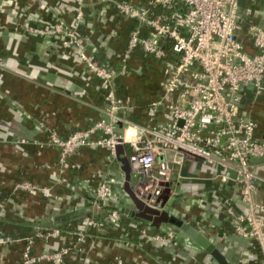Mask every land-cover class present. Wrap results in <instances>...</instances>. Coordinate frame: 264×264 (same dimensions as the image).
<instances>
[{"label":"crops","instance_id":"0c3cea01","mask_svg":"<svg viewBox=\"0 0 264 264\" xmlns=\"http://www.w3.org/2000/svg\"><path fill=\"white\" fill-rule=\"evenodd\" d=\"M77 6V0H0V264H19L27 238L38 232L59 229L62 236L50 241L38 238L34 255L73 246L78 226L102 219L112 206L123 212L128 224L120 229L88 230L85 242L73 249L64 264H116L117 258L123 264H217L178 228L169 224L156 228L134 215L137 208L127 189L132 190L141 178L131 171L127 174L129 146L121 147L112 163L106 150L86 148L61 167L56 150L34 144L44 142L50 128L66 137L104 117L106 103L97 90L100 82L62 52L58 39L34 37L24 30L25 25L43 26L59 19L70 23ZM84 12L81 33L86 51L117 69L118 55L138 22L122 17L111 4L90 1L84 3ZM238 13L237 38L254 54L249 29L264 27V0H239ZM162 70L160 62L137 50L130 73L116 78L117 95L125 102L120 113L125 122L148 126V106L161 95ZM242 93L243 112L257 123L256 137L264 141V94L256 97L250 87ZM123 127L119 123L118 131ZM167 156L173 171L163 210L206 236L230 264H264V250L257 243L225 226L231 222L227 209L248 210L234 183L214 178L215 170L198 159ZM253 164L264 180V159ZM22 180L49 191L15 194L13 187ZM102 180L111 184L115 198L97 205L94 191ZM255 196L264 202V181ZM126 208L133 214L125 215ZM136 224L151 234L172 236L177 246L140 240L133 229Z\"/></svg>","mask_w":264,"mask_h":264},{"label":"built area","instance_id":"2783aa9c","mask_svg":"<svg viewBox=\"0 0 264 264\" xmlns=\"http://www.w3.org/2000/svg\"><path fill=\"white\" fill-rule=\"evenodd\" d=\"M77 1L72 22L59 19L43 26L25 25L24 30L34 37L58 39L62 52L70 54L89 77L100 82L97 90L106 103L104 117L66 137L50 128L47 139L34 144L42 150H56L61 167L86 148L106 150L112 163L118 159L120 148L129 146L130 171L141 178L132 191L144 207L156 211L164 209L172 176L168 153L198 159L215 170L214 178L225 184L232 182L238 188L248 210L240 213L229 208L226 218L238 236L264 250V202H258L255 196L264 180L253 164V160L264 159V141L256 137L257 123L243 112L242 105L243 88H252L256 97L264 94V27H250L255 49L250 54L236 34L239 0H145L144 4L128 0ZM90 1L111 4L119 15L139 24L118 55L117 69L86 51L81 27L85 24L84 3ZM137 50L160 62L163 69L160 98L148 106V126L121 118L125 102L115 87L118 76L130 73ZM119 123L124 124L121 132ZM48 191L29 180L13 187L15 194ZM94 192L97 205L115 196L108 180H102ZM123 224V214L110 211L102 219L80 224L73 246L34 255L38 238L50 241L62 236L59 229L38 232L27 238L19 264H64L73 249L85 242L88 230L120 229ZM133 229L142 241L177 246L172 236L151 234L143 225L136 224ZM116 264L123 261L117 258Z\"/></svg>","mask_w":264,"mask_h":264},{"label":"water","instance_id":"95a60500","mask_svg":"<svg viewBox=\"0 0 264 264\" xmlns=\"http://www.w3.org/2000/svg\"><path fill=\"white\" fill-rule=\"evenodd\" d=\"M128 164V162H127ZM127 174H130V168L128 164ZM128 195L133 200L137 211L135 212V216L144 222L155 224L156 228H159L161 224H169L176 228H178L188 239V241L192 242L196 247H198L202 252L210 255V257L217 264H230L228 259L220 252V250L201 232H199L193 226H190L188 223L183 222L182 220L172 216L168 212L156 211L150 208L144 207L135 197L133 191L128 188ZM165 205V202H164ZM124 211L125 215H132L133 212L129 208H126Z\"/></svg>","mask_w":264,"mask_h":264},{"label":"trees","instance_id":"16d2710c","mask_svg":"<svg viewBox=\"0 0 264 264\" xmlns=\"http://www.w3.org/2000/svg\"><path fill=\"white\" fill-rule=\"evenodd\" d=\"M130 152H131V150H129ZM131 154V153H130ZM129 154V155H130ZM110 211H119L121 214H123V212L118 208V207H116V206H112V207H110ZM124 216V215H123ZM126 220V221H125ZM142 221V220H141ZM127 222H129L128 220H127V218L124 216V223H126V224H128ZM225 226H227V227H229V229L228 230H230V232L232 231V230H234V227H233V224H231V222H229V224H225ZM220 233H223V232H220ZM168 236H170V235H168Z\"/></svg>","mask_w":264,"mask_h":264},{"label":"rangeland","instance_id":"374dc122","mask_svg":"<svg viewBox=\"0 0 264 264\" xmlns=\"http://www.w3.org/2000/svg\"><path fill=\"white\" fill-rule=\"evenodd\" d=\"M115 198V197H114Z\"/></svg>","mask_w":264,"mask_h":264}]
</instances>
